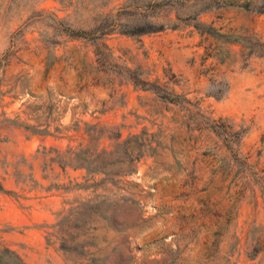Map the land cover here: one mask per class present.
Wrapping results in <instances>:
<instances>
[{
    "label": "rangeland",
    "instance_id": "rangeland-1",
    "mask_svg": "<svg viewBox=\"0 0 264 264\" xmlns=\"http://www.w3.org/2000/svg\"><path fill=\"white\" fill-rule=\"evenodd\" d=\"M0 264H264V0H0Z\"/></svg>",
    "mask_w": 264,
    "mask_h": 264
}]
</instances>
